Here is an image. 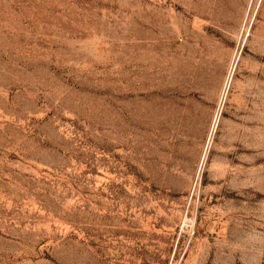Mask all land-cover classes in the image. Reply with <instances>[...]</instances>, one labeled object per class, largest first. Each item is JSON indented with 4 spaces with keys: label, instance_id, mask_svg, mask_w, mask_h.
<instances>
[{
    "label": "rangeland",
    "instance_id": "rangeland-1",
    "mask_svg": "<svg viewBox=\"0 0 264 264\" xmlns=\"http://www.w3.org/2000/svg\"><path fill=\"white\" fill-rule=\"evenodd\" d=\"M0 264H264V0H0Z\"/></svg>",
    "mask_w": 264,
    "mask_h": 264
}]
</instances>
